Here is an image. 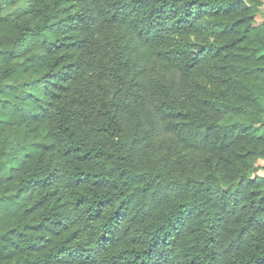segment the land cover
I'll list each match as a JSON object with an SVG mask.
<instances>
[{
    "label": "trees",
    "instance_id": "trees-1",
    "mask_svg": "<svg viewBox=\"0 0 264 264\" xmlns=\"http://www.w3.org/2000/svg\"><path fill=\"white\" fill-rule=\"evenodd\" d=\"M0 2V264H264V0Z\"/></svg>",
    "mask_w": 264,
    "mask_h": 264
},
{
    "label": "rangeland",
    "instance_id": "rangeland-1",
    "mask_svg": "<svg viewBox=\"0 0 264 264\" xmlns=\"http://www.w3.org/2000/svg\"><path fill=\"white\" fill-rule=\"evenodd\" d=\"M0 2L3 5V11L5 15L11 16L20 10H22L26 6V1L25 0H0ZM258 22H263L264 21V5L261 7V11L256 17ZM258 164L260 166H264V160L260 159L258 161ZM260 174H264V169L259 170Z\"/></svg>",
    "mask_w": 264,
    "mask_h": 264
}]
</instances>
